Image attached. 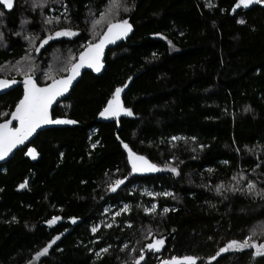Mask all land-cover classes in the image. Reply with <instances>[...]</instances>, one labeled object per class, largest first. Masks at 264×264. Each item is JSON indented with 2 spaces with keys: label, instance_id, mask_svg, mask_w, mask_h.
I'll list each match as a JSON object with an SVG mask.
<instances>
[{
  "label": "trees",
  "instance_id": "1",
  "mask_svg": "<svg viewBox=\"0 0 264 264\" xmlns=\"http://www.w3.org/2000/svg\"><path fill=\"white\" fill-rule=\"evenodd\" d=\"M237 2L47 0L34 8L16 0L11 12L0 5V77L35 75L40 84L66 75L109 22L132 25L106 52L100 71L86 70L55 107L54 119L76 123L40 132L31 143L38 161L22 148L0 165V264H134L141 249L140 264H157L146 247L156 238L164 241V259L196 255L199 264H256L251 247L216 256L231 240L264 242V8L232 15ZM50 17L60 19L46 23ZM61 29L77 35L35 50ZM130 78L124 102L137 118L122 119L119 130L98 122ZM22 95V87L0 95V122ZM173 137L178 142L170 143ZM122 142L158 165L177 160L179 176L161 169L111 191L131 173ZM234 180L235 191L229 189ZM133 182L167 189L160 192L171 195L161 194L159 206L169 211L146 214L140 196L128 194ZM129 200L132 211L118 224L91 230L108 203ZM53 217L60 219L50 226ZM257 224H263L261 236H252Z\"/></svg>",
  "mask_w": 264,
  "mask_h": 264
},
{
  "label": "snow or ice",
  "instance_id": "2",
  "mask_svg": "<svg viewBox=\"0 0 264 264\" xmlns=\"http://www.w3.org/2000/svg\"><path fill=\"white\" fill-rule=\"evenodd\" d=\"M257 2V0H239V3L243 4L245 7L248 5ZM44 3H47V0H33V7L42 6ZM0 4L5 5L7 8L11 9L13 7V0H0ZM113 5L118 6V0H112ZM127 10V9H126ZM2 15V13H0ZM105 13H101V16H104ZM59 17H50L46 20V23H52L54 20L58 21ZM98 21H93L97 23ZM239 23H244L243 20L238 21ZM132 30V25L129 24L127 19L118 20L115 23H108V30L103 33L100 37L99 42L90 43L87 45L85 50L80 53L79 63H72L70 65L69 74L62 79H54L51 84L46 85L45 87H38L35 81L30 75H25L23 80V98L19 100L16 104L15 111L12 113V116L15 120L19 121V125L15 128H10L8 126L9 122L6 121L3 124H0V159H3L9 152L12 151L17 145L23 144L32 134L44 124H75L74 120L67 119H50L49 118V106L52 102L59 96H62L63 93L68 91L69 85L72 81L80 74V68L87 64L93 70L99 72L102 64L100 62V57L103 52V49L106 44L113 42L115 39H119L121 36L127 35L128 32ZM76 32L71 29H61L55 31L52 35L47 36L44 40L40 41L41 46L48 43V41L54 39V37H63V36H75ZM0 39H2V34H0ZM25 39H33L25 37ZM39 51V48L35 49ZM23 59V58H22ZM20 69L17 68V71ZM15 79H0V90L9 88L11 85L16 84ZM122 89L117 87L112 94L111 98L107 101L105 107L100 111L99 115L101 117H118L122 112L126 115L131 116L132 111L130 109L124 108L120 99ZM173 140L177 137H173ZM194 139V138H193ZM127 148V145H124ZM34 152L33 149H29V154ZM129 161L132 165V172H156L160 171L157 165L148 161L145 157L136 155L135 153L129 150ZM226 163V162H225ZM172 173H177L176 168H171ZM131 174V173H130ZM127 177H124L126 180ZM236 179V177H233ZM124 180H116L114 185L110 186L111 191H115L116 187L124 183ZM24 185H21L23 187ZM249 192H252L255 189V185L249 181L248 183ZM216 191H221V186L217 185ZM235 191V189H233ZM259 194H264V190ZM149 195H152L149 193ZM163 195H171V193H163ZM156 205L153 204L151 208L145 209V211H153ZM128 210V205H124L122 211ZM164 212L169 211L167 208L163 210ZM60 219L59 217H53V220L48 221L51 224L54 220ZM75 221V218H73ZM93 232L96 231V228L93 227ZM59 237H57L58 239ZM163 239L155 240L153 243L146 245L148 249L158 250L159 246L163 245ZM255 248L256 251L253 255H264V243L257 244L255 242L249 243V238H245L243 241L231 240L224 247L220 248L216 253V256H219L221 253L232 249V250H243L246 248ZM48 247L46 246L41 251L37 252L36 257H40L46 254ZM102 252H107V249H101ZM99 255V253H97ZM216 257H211L215 259ZM143 249H141V255L134 262V264H140V260H143ZM196 257L194 256H184L182 258L172 257L170 261H165L164 264H196Z\"/></svg>",
  "mask_w": 264,
  "mask_h": 264
},
{
  "label": "water",
  "instance_id": "3",
  "mask_svg": "<svg viewBox=\"0 0 264 264\" xmlns=\"http://www.w3.org/2000/svg\"><path fill=\"white\" fill-rule=\"evenodd\" d=\"M257 4L260 5V7L264 8V0H260ZM2 5L6 11L8 12H11L15 9L16 7V0H13V7L11 9L7 8L5 5L3 4H0ZM252 5V4H250ZM239 10V7L238 6H234L232 8V11H231V14L234 15L237 11ZM108 30V29H107ZM123 36H121L119 39H115L113 42L111 43H108L105 45L104 49H103V52L101 54V57H100V62H103L104 61V58H105V54L106 52L112 48V47H115L119 42L120 40L122 39ZM79 60H80V55L78 56V59L75 63H79ZM88 69H91V67H89L87 64H85L83 67L80 68V74L78 76H76V78L72 81V83L69 85V88H68V91L63 93L62 96H59L57 97L53 102L52 104L49 106V118L50 119H54L53 117V111L55 109V107L61 102L63 101L65 98H67L71 92L73 91L74 87L79 83V81L81 80V78L83 77V74L85 73L86 70ZM69 74V71L66 75L64 76H61L59 78H56V80H59V79H62V78H65L67 75ZM32 77V79L35 81V83L37 84L38 87H45L46 85L48 84H51V82L49 83H46V84H40L37 80V77L35 75H30ZM25 78V77H24ZM24 78H7V77H0V79H15L17 81L16 84L14 85H11L9 88L7 89H4V90H0V95H3L11 90H14V89H17L19 87H22L23 89V80ZM131 81H132V78L128 79L127 82L125 83L124 86H120L119 88L122 89L121 91V94H120V99H121V102H122V105L124 108H127V109H130L132 111V115L129 116V115H126L124 114L123 112L118 116V117H101L100 115L98 116V119L97 121L98 122H101V123H116L117 125V130L120 129L121 127V120L122 119H126V118H130V119H136L137 116L134 114L133 110L129 107H127L125 105V102H124V96L126 94V92L128 91L129 89V86L131 84ZM114 93V92H113ZM23 98V95L21 97V99ZM19 102V101H18ZM16 108V106H15ZM15 108L13 109V111L11 112L10 116L3 120L2 122H0V124H3L5 123L6 121L9 122L8 126L10 128H15L19 125V121L18 120H15L14 117L12 116V113L15 111ZM57 119H65V118H57ZM68 120V119H67ZM72 124H44V125H41L33 134L32 136H30L27 140L24 141L23 144H20V145H17L15 148L12 149L11 152H9L3 159H0V165H3L5 163H7V161H9L16 153L18 150L22 149V148H27L26 150V156L31 159L32 161H38L40 158H41V154L39 153V151L37 150V148L33 145H31V143L33 142V140L38 136V134L44 130H47V129H50V128H53V127H57V128H63V127H68V126H71ZM124 145H127V148L124 147ZM122 148L126 154V159H127V162H128V165H129V168H130V171H131V174L127 177L126 180H124V183H122L121 185H119L118 187H116V189H121L123 188L126 184L129 183L130 179L133 177V176H137V177H147V176H152V175H155L157 173H159V171H156V172H132V165L129 161V150L133 153H135L136 155H139V156H143L145 157L148 161H150L151 163L155 164L158 166V164H156L155 162H153L147 155H144V154H141V153H137L130 145L129 143L127 142H122ZM29 149H33L34 152L32 154H29ZM158 168L160 169V167L158 166ZM29 181L30 179H27L23 184L21 185H24L23 187H21V185L19 186L18 190L19 191H22L24 189L27 188L28 184H29ZM185 256H194L196 257V264H199V257L196 256V255H185ZM145 260V256H143ZM177 258H182L184 256H175ZM143 260H140L143 261ZM171 258H167V259H163L161 262L157 263V264H164L165 261H170Z\"/></svg>",
  "mask_w": 264,
  "mask_h": 264
},
{
  "label": "rangeland",
  "instance_id": "4",
  "mask_svg": "<svg viewBox=\"0 0 264 264\" xmlns=\"http://www.w3.org/2000/svg\"><path fill=\"white\" fill-rule=\"evenodd\" d=\"M29 2H30V4H32L33 3V0H29ZM44 4L41 6V8L44 6ZM53 10H54V8L51 9V11H53ZM64 37H69L70 38V37H73V36L54 37V39H59V38H64ZM40 47H41V44L38 46L39 50H40ZM174 142H178L177 139H175V140L172 139V141L170 143H174ZM173 147L174 146H171V148H173ZM199 147H201V146H199ZM193 148L195 149V147H193ZM164 162H165V164H163V166L162 165H158L160 167V170L162 169L161 170L162 172H168V173H171V174H173L175 176H179V170H178V166H177V164H178L177 163V160H175L173 158H166L164 160ZM171 168H176L177 173H172L170 171ZM117 180H121V179H117ZM238 184H239L238 181L237 180H234L233 184L229 187V189L230 190H233ZM160 190L161 191H168L167 189H163L160 185L156 187L154 185H148V184L142 183V182H133L127 188V191H128V194L129 195L135 196L136 194H138L141 197V198L140 197L138 198V202L143 207L144 212L146 214H152V215L153 214H158V213H162V214L165 213L163 211L165 208H161L159 206V198H160L161 194L163 193V192L161 193ZM149 193H151L152 195H149ZM153 204L156 205V207H155V209L153 211H151V212L145 211V209L151 208ZM124 205H128V210L122 211V209L124 208ZM132 205H133V201H131V200H129V201H120L118 203H108L104 207L103 212L101 214V217L98 220H96L95 222H93L91 224V226H90L91 230L93 229V227H95L96 228V231H98L102 227L108 228V227H111V226H113L115 224H118L119 223V219L124 214H130V212L132 211ZM57 222H58V220H54L49 225L50 226L55 225ZM262 225L263 224H261V225L257 224L256 225V227L252 230V236L255 235L256 232H257L258 236H261L260 235V226H262ZM258 227H259V229H258V231H256V229ZM152 234H153V232H149L148 237H151ZM155 240H159V239L156 238ZM249 243L251 244L253 242H249ZM255 243H257V242H255ZM257 244H261V243H257ZM125 245H127V244H125ZM163 247H164V243H163V245L159 246L158 250L153 249V251H152L153 256L156 259V263H159V262H161L164 259V256L162 255V253L160 254V252L162 251ZM105 249H107V248H105ZM135 249H137V248L135 247L132 250V252ZM230 251H236V250L230 249ZM255 251H256V249L253 248V251L252 252L254 253ZM97 253H99V255H101L104 252H102L100 250ZM144 253L145 252L143 251V256H144ZM254 256H255V263L256 264H264V255H254ZM143 261H141V262H143Z\"/></svg>",
  "mask_w": 264,
  "mask_h": 264
},
{
  "label": "flooded vegetation",
  "instance_id": "5",
  "mask_svg": "<svg viewBox=\"0 0 264 264\" xmlns=\"http://www.w3.org/2000/svg\"><path fill=\"white\" fill-rule=\"evenodd\" d=\"M259 1L260 0H257V2L252 3V5H248L247 7H245L243 4L239 3V0H238L237 6L239 7V11H241V10H247V9L253 7V6H260L259 4H257Z\"/></svg>",
  "mask_w": 264,
  "mask_h": 264
},
{
  "label": "built area",
  "instance_id": "6",
  "mask_svg": "<svg viewBox=\"0 0 264 264\" xmlns=\"http://www.w3.org/2000/svg\"><path fill=\"white\" fill-rule=\"evenodd\" d=\"M163 193H166V192H163ZM163 193H162V194H163ZM165 208H167V207H165Z\"/></svg>",
  "mask_w": 264,
  "mask_h": 264
},
{
  "label": "bare ground",
  "instance_id": "7",
  "mask_svg": "<svg viewBox=\"0 0 264 264\" xmlns=\"http://www.w3.org/2000/svg\"><path fill=\"white\" fill-rule=\"evenodd\" d=\"M232 11V10H231Z\"/></svg>",
  "mask_w": 264,
  "mask_h": 264
}]
</instances>
